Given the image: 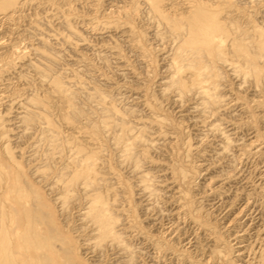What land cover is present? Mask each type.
<instances>
[{
	"label": "bare ground",
	"instance_id": "bare-ground-1",
	"mask_svg": "<svg viewBox=\"0 0 264 264\" xmlns=\"http://www.w3.org/2000/svg\"><path fill=\"white\" fill-rule=\"evenodd\" d=\"M27 1L30 0H22V4ZM140 2L144 8H139L136 3L132 9L134 16L138 18L141 15L149 28V41L156 47L150 46L157 49L164 70V76L158 80L156 95H152L155 97L153 104L144 98L145 101L140 100L148 110L146 115H142L122 96L108 97L95 88L94 91H85L81 86L84 81L83 84L78 82L80 87L74 89L69 82L66 84L62 78L67 73L58 74L54 70L61 54L50 52L47 37L36 30L38 46L32 43L29 48L26 47L32 58L29 57L20 70L14 71L13 60H6L3 67L0 64V80H7L12 70L18 82H31L38 90L33 89L34 92L29 93L24 89L22 94L11 95L13 97H8L4 105L5 113H0V264H86L81 260L82 255L89 257L92 264H143V253L147 252H143L145 247L134 245V240H141L153 250L156 256L151 255L150 262L160 264L161 255L170 253L171 247L145 232L135 207L146 219L152 218V225L164 218L163 206L169 200L174 208L169 213L177 217L200 212L201 206L194 204L199 202L188 200V188L194 186L190 182L194 173L185 167L188 162L191 163L192 151H196L207 139L209 143L213 140L214 150L210 155L213 156V164L225 162L229 168L215 176L217 180L219 178V187L238 179L236 164L242 159L240 157L256 153V149L252 151L256 145L252 143L254 146L251 147L250 143L234 138L235 131L239 129V123L234 122L235 114L244 113L246 107L239 97L230 96L229 90L233 85L230 87L227 82L229 78L237 82L239 94L243 91L246 95L249 91L255 108L260 109L264 105V102L255 99L257 94H264V28L257 22L258 18H264V0ZM19 3L21 0H0V11L11 10L14 13ZM62 24L68 31L67 35H63L65 40L70 38V34L77 39V44L84 41L68 20L65 19ZM119 24L116 31L134 41L132 27ZM143 47L140 49L142 60H148L150 53ZM16 51L15 59L25 60V50ZM30 87L27 89H32ZM79 97L83 98L80 102L87 108L80 105ZM164 102L178 110L187 105L191 124L203 128L195 145L190 143L191 140H185V159L182 163H176L174 155L168 160L165 158L164 163L154 158L157 153L166 155L163 152L177 142L173 130L169 132L177 130V126L156 110V106ZM51 112H57L59 123L64 124L67 130L54 124ZM144 116H148V120ZM228 118H233V122ZM104 141H110L117 165L127 169V182H120L119 173L116 174L114 168L108 166L110 160L107 162L109 157L107 155L106 158V154L109 149ZM125 175L128 177L127 173ZM212 179L214 177L209 183ZM218 185L209 192H216ZM204 186L208 188L210 185L206 183ZM130 194L136 197L133 196L138 202L135 206ZM262 241L258 252L254 250L255 254L252 252L253 256L246 257L247 260L244 258L242 264H264V239ZM211 252L213 261L221 262L226 260L231 249L216 245ZM188 258L183 260L188 263Z\"/></svg>",
	"mask_w": 264,
	"mask_h": 264
},
{
	"label": "rangeland",
	"instance_id": "rangeland-1",
	"mask_svg": "<svg viewBox=\"0 0 264 264\" xmlns=\"http://www.w3.org/2000/svg\"><path fill=\"white\" fill-rule=\"evenodd\" d=\"M136 3L139 8L140 7L144 8L140 0H133V1L132 0H118V1L117 0H30L25 2L24 4H22V0H21V3L17 4V8H15L14 13L11 12V10H9L8 12L0 11V59H1L0 64L3 67V65L7 63V61L13 60L15 63L14 65L16 66V69L14 71L20 70V66L23 65L27 61V59H29V57L32 58V56H30L27 53L28 51L27 48H29L33 44L35 46H38L36 44L37 35L35 33L39 32L41 36L45 38L47 37L46 41L48 40L47 43L51 48L50 52L52 53L54 52L56 54L58 53L57 55H59V53L61 54L58 57L61 56L62 57L61 59L59 58V62L57 61V63L60 64L62 63V65L59 64L58 67L56 63V65L54 66V68L55 67L56 68L54 70L59 71V72L56 71V73L58 74L62 73L63 71H65L63 72L64 74L67 73L65 76L63 74L64 77L62 78L66 84H68L67 82H69V86H71L74 89L76 87H80V85L83 84L84 81V84L81 86L84 87L85 91L87 90L94 91L95 88L99 90V92L101 91L100 92L101 94L109 95L108 97H110V95L111 97L122 96L124 98H127V100L130 101L128 103L129 104L131 103L130 105L133 104L132 106L133 107L135 106V108H137L142 115H146L148 110L145 109V107H143L142 101L145 99L147 102H151L153 104L155 97H152V95L153 96L156 95L155 92L157 90L158 80L162 78V76H164L163 73L164 70H163V63L160 59V56L157 53V49L154 48L155 49L154 51V49L151 48V46L153 47L156 46L149 41L151 40L150 34L148 32L149 28L145 25L144 20L140 18L141 15H138L139 19L136 16H134L132 9L134 8L133 6H136L135 5ZM126 12L128 14H125ZM8 13L9 14L11 13L10 16ZM65 19L69 21L70 25H72L74 30L77 31L78 35H80L82 39H84L83 42L78 41L81 43L77 44L76 43L77 39L70 34H69L70 38H68L69 42H67L68 40H65L63 38V35L68 34V31L62 24V22ZM259 20L262 21L260 22ZM257 22H259L260 25L264 28V18L261 19L258 18ZM119 23L122 24L121 25L122 27L124 26L126 28L132 27L133 31H135V35H134L135 42L132 40V38L129 37L127 38L122 36L119 30L116 31L117 30L116 27L120 26ZM104 25L107 26L106 29ZM106 30L109 31L106 32ZM145 32L147 34H145ZM71 36L74 38V44L72 42L73 38ZM55 37H57L58 39L57 38L55 39ZM61 37L63 40L61 39ZM61 41L63 42L61 43ZM87 43L89 45L86 47L85 44ZM136 45L138 46L140 45L139 48L136 47ZM142 45H144L146 49L149 51L150 53L149 56L151 59L148 58V60H142L141 57L142 50L140 51V49H144V47L141 48ZM17 48L19 49V51L22 50V52L23 49L25 50L24 52H26L27 53L26 55L28 56V57L26 56L25 60L23 59L22 61V59H20L18 61V59H15L14 52L15 50H17L16 52H18ZM11 50H14V52ZM104 60L106 61L104 62ZM1 66H0V71H2ZM73 68L76 71L73 70ZM59 69L62 71H60ZM11 71L8 73L9 75L7 76L8 77L7 80L5 81L3 79L0 80V113H5L6 100L8 99V97H11V95L16 96L18 94H22L23 92L22 90L24 89L30 91V92L26 91L27 94L31 93V91L34 92V90L38 91L36 89L37 86H35L36 84L35 85L33 83L30 84L31 82L23 83V81L18 82L17 78L15 79V76L13 75L14 72L12 71L13 72L12 74ZM0 74H2V72H0ZM232 80L233 79L229 78V81L227 82L230 85V87L231 85H233L232 86L233 89L230 88L231 90H229L230 96H232V98L239 97L241 99V102H243L244 107H246V110H243L244 113H246L247 111L249 113V115L248 113L244 114L243 112L235 114V116L236 115L237 116L236 118H234V122L239 123L238 124L239 129L237 128L238 131H235L234 138L240 139V141L242 140V142H246V143L248 142L247 144L250 143V145H252L251 147L256 145L255 148L252 149V151L256 149L257 154L254 152L255 154H252L251 156L249 155L248 157L245 158L244 156L240 157L242 159L236 164L237 165L236 171L239 172L238 174L235 171V173L238 174L237 175L238 179L234 180L236 182L234 181H233L234 183L229 182V184L224 183L219 187L220 185L219 178L217 180L215 176L220 174L219 171L227 170L229 168L227 167L226 165L227 163L225 164V162H220L219 164L218 163L213 164V156L212 157L210 156L212 155L213 153L212 151L214 150V145L212 144L213 140L212 142L211 140H209L211 142L209 143L207 139L206 140L207 142L206 141L203 142V144H201L202 146L199 145L196 151H192L194 154L192 153L191 154L192 156H190L191 163L188 162V164L185 167L186 169H189L194 173V176L192 177L193 179L190 178V182L193 183L194 188L193 187L190 188L191 186L189 185L190 187L188 189L190 190L188 193V197H189L188 200L189 201L192 200L193 202L196 201L199 202L194 204L195 206L196 205L201 206L200 212L194 213L191 216L189 215L191 218H189L188 215H184L183 217V214L178 215L179 217H177L169 213L170 211H172V209H174L171 205V200H169L170 203L167 202L165 205L162 204L165 206V208L163 206V209L164 212L166 213L165 215L166 217L164 216L163 219H158L159 222L155 221V225H152L153 224L151 222L152 218L150 217L146 219V217L142 215L143 213L139 209H136L135 207L136 216L138 215L139 217L138 220H140V225L145 230V232L149 233L154 238L164 241L166 244H168L171 247L172 251L171 250L170 251L172 253L166 252L167 254H165L164 256L161 255L162 259H160L161 260L160 264L164 263L165 260L168 261V263L166 261V264H169L171 260H173L171 262L172 264H185V263L189 264V262L191 261L192 262L190 264L192 263L213 264V262L214 264H221V263L242 264L243 263L242 261H245L243 260L244 258L246 260L248 257L251 258L253 256V254L251 253L253 252L255 254V251L258 252V246L259 248H261L262 246L263 243L262 240L264 239L263 237L264 236L263 234L264 233V110H263L264 105L262 104L263 106L260 107V109L255 108L253 102H251L253 96L249 97L251 93L248 91L246 92L245 95V93L241 91L242 93L239 94L238 91L236 90L237 82L235 83V81ZM78 82H80L81 84ZM27 84H30L31 87L29 85L26 86ZM25 86L27 88L30 87L32 89H27L25 88ZM33 86H35V88ZM18 91L19 92L21 91V93H18ZM241 94L242 96H240ZM82 97L81 98L79 97L80 98L79 103L81 106L85 105L84 103H82L83 102V100H81L83 99ZM135 99L136 101H134ZM255 99L257 100L259 99L258 101L261 100L260 102L263 103L264 94L263 93H261V95L257 94ZM83 107L87 108L86 105ZM156 108H157L156 109L157 112L160 115L162 114L161 115L162 117L165 116L167 119H169V121H171V123L177 126L176 128L177 130L171 129L169 130V132L172 133L173 130V134L177 136L175 142L177 141L178 143L176 142V144H172L170 148H168L169 150L166 149L163 152V154L165 153L166 155L162 156L157 153L154 156V158L155 160L158 158L157 162L164 163L166 159L168 160V157L174 155L176 159L175 162L182 163V161L185 159L184 149H183V146H185V142L187 140L189 141L191 140L190 143L195 145L197 141L196 138L200 135V133H202L203 128H201L200 126L198 128V126H193L191 124V121H189V115L187 114L186 111L187 105L184 108L178 110L176 108L173 109L172 106L164 102L159 107L156 106ZM159 109H161V111ZM56 113L57 112H53L52 113L53 116L51 115V119L53 118L52 120L53 122H55L54 124L62 130L65 129L67 130L64 124L61 125L59 123L60 120L59 118H57L58 115H56ZM250 115L253 117H251ZM248 116L251 117V119ZM144 118L148 120V116H144ZM228 120L232 121L233 118L231 119L228 118ZM104 142L106 146H108L107 149H109L108 152L106 149L107 152L106 158L107 155L110 158V159L107 158L108 159L107 162L110 160V162L108 163L109 164L111 163V166L107 163L108 166L110 168H114L113 171H115L116 174L119 173L117 175H118V179L121 178L119 180L120 182L122 181L127 182L126 178H129L127 169L125 168L121 169L123 167L118 166L116 161H114L115 157L113 154L114 152L110 147V143H109L110 141L109 142L104 141ZM163 159L164 161H161ZM113 163H115V166ZM24 169H26V165ZM126 173L128 177H126L125 175ZM239 175L240 177H238ZM213 177L214 179H212V181L209 183V180H211V178ZM215 180L218 181L217 184L215 183ZM128 181L130 183V180ZM206 183L210 185L208 186V188L204 186L206 185ZM217 185H218V189L216 190V192H214L215 194L213 192H209L211 188ZM203 186L205 187L204 188L205 190L202 192ZM219 191L221 193H219ZM129 196L132 200L133 206H135V204L138 203L135 200L136 199L135 195L130 194ZM133 196L135 197V199L133 198ZM46 198H49V196H47ZM133 199L135 200V203ZM174 216L176 217V219ZM194 222H196L197 225ZM255 231H260L261 234ZM257 234H260V236H257ZM134 241H136L134 242V245L137 246L140 245L138 247L141 248L145 247L142 248L143 252H147V253H143L145 254V256L147 255L146 258H144L145 256H143V259L147 263L144 260H143L144 263L143 262L142 263L152 264V262H150L151 261L150 258L156 256V254L153 253V250L151 251L149 247H146L141 240L140 241L134 240ZM139 242H141L142 244H139ZM250 242L252 245L250 244ZM254 242L255 245H253ZM216 245H221V247L223 246L227 247L229 248V250L231 249V252L230 254L227 255L226 260L224 259L225 261L224 260H221V262L219 260L213 261L214 258L212 255H210L213 254V252L210 253V251L211 250L213 251ZM239 248L241 249L239 250ZM245 248L247 249L245 250L244 253L243 251ZM173 254L175 257L173 256ZM175 254L178 257L180 256L184 257L186 255V257L184 258L187 259L189 257L191 261L188 258L187 261L189 262L187 263L185 262L186 260L183 258L185 260L184 261L181 257L180 258L182 260L180 258L179 260ZM168 256L169 258H167ZM208 256L210 259L208 258ZM81 260L84 261L86 264L93 263V261L89 259V257L87 256L82 255ZM217 261H219V263Z\"/></svg>",
	"mask_w": 264,
	"mask_h": 264
}]
</instances>
